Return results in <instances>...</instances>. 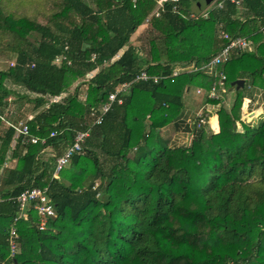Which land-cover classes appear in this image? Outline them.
Listing matches in <instances>:
<instances>
[{
    "label": "trees",
    "instance_id": "trees-1",
    "mask_svg": "<svg viewBox=\"0 0 264 264\" xmlns=\"http://www.w3.org/2000/svg\"><path fill=\"white\" fill-rule=\"evenodd\" d=\"M157 1L0 0V51L15 56L0 68V107L14 97L31 135L45 140L28 143L0 119V262L264 264V108L256 122L243 112L245 88L264 92V0H241V8L226 3L198 20L188 17L206 9L197 12L200 0H169L150 21L144 56L130 42ZM220 26L251 39L255 50L233 53L222 68L226 92L245 80L230 109L224 94L205 97L220 106L217 133L198 127L188 146L176 148L161 133L180 116L187 88L220 87L203 72L135 82L101 125L90 126V108L143 70L167 76L178 64L208 63L225 45ZM60 56L71 65L57 66ZM96 69L82 89L81 80ZM211 125L217 128L216 118ZM85 131L83 151L53 178L57 158ZM48 148L59 150L56 159L43 158ZM47 186L56 217L40 232L32 211L19 229V254L10 260L14 199Z\"/></svg>",
    "mask_w": 264,
    "mask_h": 264
},
{
    "label": "built area",
    "instance_id": "built-area-1",
    "mask_svg": "<svg viewBox=\"0 0 264 264\" xmlns=\"http://www.w3.org/2000/svg\"><path fill=\"white\" fill-rule=\"evenodd\" d=\"M168 1L169 0L157 1L159 7L156 12L154 11V17H158L160 16L161 12H165V2ZM136 2L137 0H133L134 4H136ZM172 2L178 3L179 1L172 0ZM226 3H233L238 7L243 6L241 0H214L204 11L199 14L191 13L188 18L191 20L207 19L212 11L224 9ZM174 11L179 12L177 6L174 8ZM184 17H186V15H184ZM219 38L225 41V45L212 57V59L208 63L200 67H198L194 63L178 64L173 67L171 74L167 76L149 75L145 70H143L137 76V79L134 82L121 84L116 87L114 91L110 92L107 100L103 104L97 107L90 108V126L95 127L97 125H101L107 114L112 110L113 105L116 103L120 105L124 102V99L123 97H121V95L129 93L132 84L135 82L152 81L153 83L158 84L162 80L174 79L183 74L203 72L209 76L217 78L220 81V87L217 86V83H214L209 91L198 87L196 88V95L201 97L208 96L207 98L209 100H218L219 98H221L222 95L226 93L225 89L227 82V76L222 71V68L231 60L233 53L253 52L252 50L253 48H255V44L251 39L246 37L230 36L222 26L219 27ZM119 58L120 54L116 56L114 60H118ZM95 60L96 56L92 55L91 61L94 62ZM66 61L68 62V65H71V61L67 59V56L57 57L55 64L57 66H60ZM97 73H99V69H96L93 72L87 74L82 82L84 84L88 83V81L92 79ZM58 101L59 98L52 100V102ZM6 112L7 111L4 108L0 107V119L16 131L17 137H23L25 141L31 144L45 143L44 139H40L31 135L30 128L26 122H19V124H16L11 120H8L5 116ZM209 112L210 104L206 102V104L197 113L196 123H198L199 128L208 127L211 129L210 123L213 115ZM5 119L7 120V122ZM244 119H247V115L244 117ZM56 135L57 133H52L51 137H55ZM88 137L89 131L80 132L76 135L72 146H70L65 153L57 158L53 178L58 179L60 172L69 165L70 159L73 157V155L79 154L83 151V144ZM96 187L97 185H95L93 189H96ZM14 202L17 205V212L9 230L8 241L10 248V260H13L15 256L19 254V229L23 222L32 220L30 218V214L32 211L35 212V215L37 217L35 227H37L40 232L46 231L48 228L49 220L56 217L55 206L50 198L48 186L44 188L33 187L26 189L17 198L14 199Z\"/></svg>",
    "mask_w": 264,
    "mask_h": 264
},
{
    "label": "crops",
    "instance_id": "crops-1",
    "mask_svg": "<svg viewBox=\"0 0 264 264\" xmlns=\"http://www.w3.org/2000/svg\"><path fill=\"white\" fill-rule=\"evenodd\" d=\"M126 50L127 47L124 48V51ZM124 51L120 53V56L124 53ZM76 86H78L77 83ZM76 86H74V89L76 88ZM193 89L194 88H192L191 91L189 88L186 89V95L184 96V101H183L185 107L183 108L180 116L172 124L163 128L161 131L163 138L168 142L169 146L172 148L188 146L193 140L195 133L198 131V126H196L197 113L206 104V100L204 101V97L196 95L194 91L192 92ZM236 91L237 89L233 88V90L224 93L225 107L230 109L233 100L235 98ZM244 95H245L244 105H243L244 117L247 115V119L250 122L251 121L254 122L258 120L259 116L263 112L264 92L258 89H251L247 87L244 90ZM149 103H151L150 100ZM207 103L210 104L209 113L213 115L212 118H216L218 123L216 129L213 128L210 123L211 130L217 133L219 131V121L216 112L220 109V106L210 102ZM251 116L252 117L254 116L252 120H250ZM49 149L50 148H48L43 152V158L46 159V157L50 158L51 156H53L52 152H50L52 150ZM15 164H16L15 160H10L7 166L12 168L15 166ZM8 261L9 260L6 259L5 261H1L0 264L14 263Z\"/></svg>",
    "mask_w": 264,
    "mask_h": 264
},
{
    "label": "rangeland",
    "instance_id": "rangeland-1",
    "mask_svg": "<svg viewBox=\"0 0 264 264\" xmlns=\"http://www.w3.org/2000/svg\"><path fill=\"white\" fill-rule=\"evenodd\" d=\"M86 3L90 4V0H85ZM92 7L94 8V5L92 4ZM159 7V4L156 5V7L154 8L153 12L151 13V15L149 16V18L145 21L144 25H142L141 27L138 28V30L136 31L135 34L132 35V38H131V45H134L138 48H142L141 49V54L145 56L144 52H146L147 50H145L147 47V44H148V37H149V31H150V21L151 19L154 17L153 13H155L157 11ZM241 8V7H239ZM155 11V12H154ZM40 22L41 23H45L43 19H40ZM255 48H253V52H254ZM9 54H6V52H1L0 51V68H6L8 65H12V63L15 62V56L11 55L12 57H8ZM82 81V80H81ZM81 81H78L76 82L77 85H79V83ZM85 84H83V87L82 89H86V86H84ZM74 86H76V84H74L72 87H71V91H74L76 88L74 89ZM227 89H225L226 91ZM20 92H23V90H19ZM195 92L196 93V88H194L192 90V92ZM205 97H204V101H205ZM231 101V100H230ZM152 103V101H150ZM204 103V102H203ZM19 104H16L15 103V98L14 97H10L9 98V104L7 107H5L4 109L7 111L5 116L6 118H10L14 121H17V119L19 120L18 122H26V118L24 117H20V113L18 111L19 109ZM258 115V114H256ZM8 116V117H7ZM20 117V118H19ZM254 117V116H253ZM253 117L251 116V119H253ZM6 120V119H5ZM258 121V120H256ZM255 121V122H256ZM7 122V120H6ZM49 150H52L50 152H52L53 156H51L50 158L46 157V159H56L55 157H57V153H59V150H55L53 148L49 149ZM62 150H60L61 152ZM45 159V158H44ZM95 185H98V184H95Z\"/></svg>",
    "mask_w": 264,
    "mask_h": 264
},
{
    "label": "water",
    "instance_id": "water-1",
    "mask_svg": "<svg viewBox=\"0 0 264 264\" xmlns=\"http://www.w3.org/2000/svg\"><path fill=\"white\" fill-rule=\"evenodd\" d=\"M214 0H200L199 5L200 7L197 9V12H201L203 9L207 8ZM245 80L239 79L232 83V86L235 87L237 90L244 88Z\"/></svg>",
    "mask_w": 264,
    "mask_h": 264
}]
</instances>
